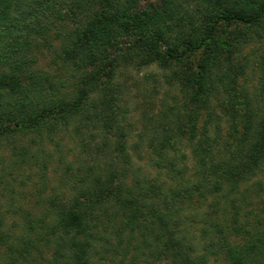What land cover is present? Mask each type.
Masks as SVG:
<instances>
[{
    "label": "trees",
    "instance_id": "1",
    "mask_svg": "<svg viewBox=\"0 0 264 264\" xmlns=\"http://www.w3.org/2000/svg\"><path fill=\"white\" fill-rule=\"evenodd\" d=\"M140 1L0 0V137L55 134L59 127L73 125L89 163L71 197L57 193L46 202L41 195L38 219L28 214L18 234L0 232V250L15 254L1 250L3 264H94L97 255H117L122 248L126 253L134 239L159 258L172 257V264H204L208 254L221 255L225 264H264L260 223L245 229L243 244L232 242L216 225L223 237L219 242L202 231L204 242L191 243L178 225L186 209L196 210L193 204L208 196L206 183L169 192L156 180L134 178L127 184L125 171L116 168L120 160L130 163L126 136L111 138L119 122L113 85L119 63L181 61L199 53V62L182 82L193 102L209 100L234 86V72L222 62V28L264 23V0H162L159 8L138 10ZM56 2L66 7L64 16L57 15L74 27L61 51H55L58 70H67L65 76L35 68L33 41L45 39L49 28L41 24L42 8ZM258 61L261 77L256 97L249 101L255 104L246 111L236 152L211 161V173L227 182L241 179L243 171L264 175V52ZM71 78L76 84L69 90ZM92 92L97 94L93 102ZM154 132L149 148L161 156L173 150L176 135L171 130L158 126ZM102 157L110 159L101 167L96 164ZM234 222V230L242 232L237 218ZM50 254L51 260L46 257Z\"/></svg>",
    "mask_w": 264,
    "mask_h": 264
},
{
    "label": "rangeland",
    "instance_id": "2",
    "mask_svg": "<svg viewBox=\"0 0 264 264\" xmlns=\"http://www.w3.org/2000/svg\"><path fill=\"white\" fill-rule=\"evenodd\" d=\"M161 1L142 0L137 9H156L161 6ZM62 4L64 2H56L51 8H42L45 18L41 24L49 28L45 39L38 38L33 43L35 68L65 76L67 70H58L60 63L56 64L55 51H61L66 33L74 27L68 18L57 15L61 12L64 16L66 12ZM220 40L222 62L234 72V86L198 103L192 101L190 92H186L182 78L196 67L201 58L199 53L181 61L145 65H140L138 60L119 63L113 76L119 122L111 138L116 139L118 134L126 136L127 156H130L131 164L120 160L116 168L125 171L127 184H132L134 178L156 180L169 192L171 189L192 190L200 183H206L205 192L209 194L201 204H193L196 210L188 211V205H183L186 211L178 229L191 243L204 242L202 231L209 232L211 237L216 235L219 242L223 238L219 234L223 231L229 233L227 235L232 242L243 244L247 239L246 230L259 223L264 226V175H247L243 171L241 179L227 182L211 173L210 167L212 162L231 157L244 134L246 111L255 104L249 101L256 97L261 77L258 57L264 52V23L224 26ZM126 42L128 39L122 45ZM74 84L76 78H71L68 89L72 90ZM96 98L97 94L92 92L91 101ZM158 126L176 135L172 142L173 150L162 156L149 148ZM140 134L142 138L138 137ZM109 159L102 157L101 163L96 165L105 166ZM88 166L73 125L69 129L61 126L55 134L45 131L40 136L32 133L0 137V232L18 234V226L28 223V214L38 219L43 211L37 206L41 195L46 202L54 199L57 193L71 197ZM235 218L242 232L234 230ZM214 225L221 231L218 232ZM128 248L126 253L122 248L117 255L106 252L104 258L102 254L97 255L93 258L94 264L173 262L170 256L159 258L161 256L156 253H150L137 239ZM1 250L6 254L7 249ZM204 250L199 249L198 253L203 254ZM46 257L52 259L51 254ZM3 263V259L0 260V264ZM204 264L225 262L221 255L208 254Z\"/></svg>",
    "mask_w": 264,
    "mask_h": 264
}]
</instances>
